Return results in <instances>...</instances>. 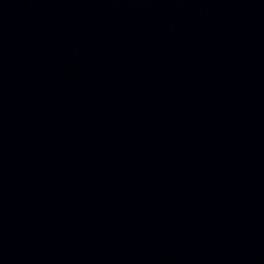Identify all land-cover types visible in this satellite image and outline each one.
<instances>
[{"label":"water","instance_id":"1","mask_svg":"<svg viewBox=\"0 0 264 264\" xmlns=\"http://www.w3.org/2000/svg\"><path fill=\"white\" fill-rule=\"evenodd\" d=\"M0 264H264V0H0Z\"/></svg>","mask_w":264,"mask_h":264}]
</instances>
